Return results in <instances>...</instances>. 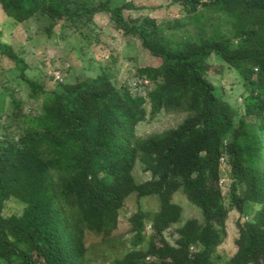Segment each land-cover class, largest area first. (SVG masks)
Segmentation results:
<instances>
[{
    "label": "trees",
    "instance_id": "trees-1",
    "mask_svg": "<svg viewBox=\"0 0 264 264\" xmlns=\"http://www.w3.org/2000/svg\"><path fill=\"white\" fill-rule=\"evenodd\" d=\"M115 1L0 0V13L14 23L46 18L49 37L91 40L95 16L107 12L158 60L138 67L134 88L145 95L117 82L107 66L48 89L28 75L26 59L0 30V59L14 62L13 78L39 102L25 111L18 88L8 86L14 79L0 82V264H91L89 235H112L133 195L158 196L160 207L131 216L130 247L110 264H264V0H175L188 22L161 24L149 15L127 18L133 0ZM213 55L240 74L239 106L211 78ZM162 111L185 117L162 132L137 133ZM138 164L150 179H136ZM179 191L203 217L178 226L172 243L165 233L182 218L173 200ZM11 198L24 204L22 213L5 215ZM251 202L260 208L238 220V249L224 260L217 250L229 212L248 215Z\"/></svg>",
    "mask_w": 264,
    "mask_h": 264
},
{
    "label": "rangeland",
    "instance_id": "rangeland-1",
    "mask_svg": "<svg viewBox=\"0 0 264 264\" xmlns=\"http://www.w3.org/2000/svg\"><path fill=\"white\" fill-rule=\"evenodd\" d=\"M99 2L102 0H93ZM124 0H116L114 5L122 4ZM134 7L125 9L124 14L127 18L149 15L157 20L158 23H168L173 19H183L188 22L182 7L175 0H133ZM47 19L44 17H33L24 23H14L4 13H0V30L2 39L13 44L15 49L26 59L28 68L26 72L31 78L45 82L46 87L51 89L56 87L57 80L55 72L60 71L63 78L71 80L81 79L86 76H96L102 71L103 66L111 67L117 82L125 84L133 93L146 94L144 89L135 90L137 87L138 67L146 63H156L151 56L146 57L145 49L141 46V40L133 34H125L123 30L117 28L107 12L99 13L92 23V38L86 39L85 36L76 34L62 37L60 34L49 37L45 31ZM90 28V30H91ZM98 38V39H97ZM97 39V40H96ZM212 63L213 79L219 91L227 94V97L235 104L240 105L241 98L239 93L241 88H235L243 82L240 74L225 63L216 55L210 57ZM14 62L8 58L0 59V82L7 79H14L17 74L14 70ZM60 81V80H59ZM8 86L18 88L17 97L24 100V109H37L39 102L29 97L27 85L19 79L7 82ZM235 88V91L233 90ZM150 102L146 108L150 112ZM185 117L184 113L160 112L156 117H150L137 126V133L149 136L154 133L162 132L168 128L177 126ZM222 180H225L223 191L228 192L231 182V167L228 159H222ZM135 177L138 181H146L151 178V173L146 172L141 164L135 168ZM241 191V189H240ZM174 202L180 204L183 209L182 218L179 223L169 228L165 235L167 239L174 243L176 235L175 229L182 225L187 219L192 217L202 218L201 209L193 204L184 192L175 193ZM155 212L160 207L158 196L152 195L139 200L136 195L128 198L121 211L118 228L107 238L94 234L89 235V246L87 258L91 264H110L116 258L121 257L130 247V241L134 235L131 231V216L139 208ZM260 205L250 203V213L243 215L236 209L229 212L227 218V237L218 246V253L229 259L238 249L235 241L239 237L237 222L240 219L245 221L248 216L253 218L255 210ZM24 209V204L15 198H11L4 209L5 215L20 214ZM146 232L154 231L150 222L147 223Z\"/></svg>",
    "mask_w": 264,
    "mask_h": 264
},
{
    "label": "built area",
    "instance_id": "built-area-1",
    "mask_svg": "<svg viewBox=\"0 0 264 264\" xmlns=\"http://www.w3.org/2000/svg\"><path fill=\"white\" fill-rule=\"evenodd\" d=\"M55 79L56 80H60V81H63V76H62V74H61V72L60 71H57V72H55ZM146 84H148V80H145L144 81ZM222 183V182H221Z\"/></svg>",
    "mask_w": 264,
    "mask_h": 264
}]
</instances>
